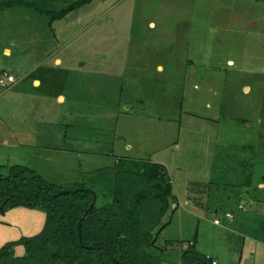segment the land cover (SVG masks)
Wrapping results in <instances>:
<instances>
[{"label": "rangeland", "instance_id": "1", "mask_svg": "<svg viewBox=\"0 0 264 264\" xmlns=\"http://www.w3.org/2000/svg\"><path fill=\"white\" fill-rule=\"evenodd\" d=\"M48 23L32 9L0 10V77L21 82L33 72L43 79L37 90L67 97V114L54 99L42 105L30 80L16 99L38 97L39 111L52 110L42 117L63 112L69 125L56 126L57 150H46L43 127L21 125L23 105L0 110V142L14 135L7 126L39 135L31 160L24 148L0 146V174L27 164L57 194L89 189L100 207L112 202L118 159L161 164L176 199L144 251L152 260L134 264H183L185 249L219 264H264V245L253 238L264 223V2L93 0ZM11 95L0 86L3 106ZM58 195L76 204L88 198ZM9 209L0 222L17 227L21 217ZM94 231L98 237L106 229Z\"/></svg>", "mask_w": 264, "mask_h": 264}, {"label": "trees", "instance_id": "2", "mask_svg": "<svg viewBox=\"0 0 264 264\" xmlns=\"http://www.w3.org/2000/svg\"><path fill=\"white\" fill-rule=\"evenodd\" d=\"M92 1L72 0L58 8L59 0H0V10L32 9L46 16L51 26ZM115 174L112 202L89 207L91 190L66 193L88 197L84 203H70L58 198L53 184L33 170L9 166L7 174H0V213L17 206L38 207L45 212V222L40 234L4 244L0 248V264H134L135 259L152 260L144 251L154 245L153 230L175 201L172 180L161 164L122 158L116 162ZM259 227V234L255 230L253 237L264 243V223ZM94 228H105L106 232L96 237L98 231ZM84 249L98 250L92 254ZM184 261L201 264L190 252L185 253Z\"/></svg>", "mask_w": 264, "mask_h": 264}, {"label": "crops", "instance_id": "3", "mask_svg": "<svg viewBox=\"0 0 264 264\" xmlns=\"http://www.w3.org/2000/svg\"><path fill=\"white\" fill-rule=\"evenodd\" d=\"M46 26H49V24H47ZM2 53L5 55H9L11 53V50H10V48L5 47V48H3ZM40 58H41V56H40ZM33 61L36 64L39 61V59L34 58ZM62 62L63 61L59 56H53V64L54 65L59 67L62 64ZM229 63H233V62L229 61ZM7 75H11V74L8 73ZM25 80L26 81L30 80V84L34 90L39 89L43 83V81H42L43 79L39 78L38 76H34L33 72H31V73L28 72L23 77L21 82L16 81L14 78V81L9 83V85L6 87L10 92L12 91L13 95H11L9 97L11 100L6 102V107L3 106L2 103H0V105L2 104V107H0V110L3 109L2 111H5L7 108L9 109V106H12V107L14 106L16 108L17 106L19 107V106L23 105V111L25 113L23 112L24 115H23L22 119L20 120L21 125L23 126V123H27V124L32 123L33 125L35 124L34 126L43 127V130L45 131L46 135H42L41 140H39V141H44L45 145L39 146V147L46 149V150H48V149L57 150V148L54 147L55 142H56V139H54L55 138V132H56V126L67 127L69 125L67 123L62 122V118H64V115L67 114V107L70 106L69 103L67 102V97L61 92H59L57 94H51L50 96H46L44 94V93H46L45 91H43L44 92L43 93L40 90H37V92H36L37 96L39 93H42L41 97H39V98H41L42 105L43 104H49L48 106H50L51 103H49L50 102L49 100L54 99L55 105L59 106L60 110L65 109V114H63V112L57 113L55 111V113L51 116V118L46 119V117H42V116L43 115L46 116L45 113L48 114L52 110L50 111V109H48V110L46 109L47 110V112H46L45 109L41 108V110L39 111V108H36V106H35L36 105L35 102H38V97H35V100H34L33 95L27 94V96H26V94H25L24 99L17 100L16 96H14L16 93H19V95H22L21 90L24 87V81ZM243 89L245 91H247L248 86H244ZM3 103H5V102H3ZM35 112L37 113V115H38V113L41 115V116L37 117L38 118L37 120L40 122V124H38V125H37L36 120H35V123L32 122V119L35 117L34 115H36ZM56 113H57V115H56ZM11 115L14 116L15 114L12 113ZM21 125L19 126V128H21V129L18 131H14V132H11L12 130L10 129L9 126H7L5 134H7V133L12 134L13 133L14 135H12V139H9V140L7 139V141H1L0 146L4 148V151H5L6 147H8V148H11V147L24 148V149L28 150V152H30L29 154L31 155V157L29 156L30 159H28V160H31L32 157H35L34 151L38 148V146H35V145L37 144L39 135L37 134L34 136L33 134H30V133L27 135L25 133V131L22 129ZM52 126H53V128H52ZM54 128H55V130H53ZM16 132L18 133L17 135L15 134ZM65 134H66V132H65ZM64 139H66V135H64ZM126 148L130 149V145L127 144ZM23 159H25V157H23ZM17 165L24 166V167L31 169L30 165L28 166L27 164L24 165V164L18 163ZM11 166H13V165H11ZM13 211H15L21 217L20 220H18V226H17L19 230L16 229L17 227L13 226V223L0 222V242L1 243L7 242V240H11L14 238L18 240L19 238H23L24 236L26 238L33 237V236H35V235H33V233H35L34 228L37 227L36 225H39V224L41 225L42 223L45 222V213L42 210L30 208L27 206H17L15 208L14 207L10 208L9 210H7L6 213L10 214V213H13ZM11 218H12V216H11ZM231 219H233V216ZM220 224L221 223L216 224V225H220ZM253 238L255 239V237H253ZM255 240L258 241L257 239H255ZM258 242L262 243L264 245L263 242H261V241H258ZM213 260H216L218 262V260L216 258Z\"/></svg>", "mask_w": 264, "mask_h": 264}, {"label": "water", "instance_id": "4", "mask_svg": "<svg viewBox=\"0 0 264 264\" xmlns=\"http://www.w3.org/2000/svg\"><path fill=\"white\" fill-rule=\"evenodd\" d=\"M66 193H69L68 191H60V192H58V194H66ZM70 193H72V192H70ZM91 193H92V202H91V204L89 205V207H91L94 203H95V200H96V194L94 193V192H92L91 191ZM1 208V207H0ZM87 211H85V213H86ZM80 225H81V220H79L78 221V225H77V229H78V237H79V240H80ZM187 252H190V253H192L198 260H200L201 262H203V263H206V264H210V262H208L207 260H206V258H204L203 256H198V255H196V252L194 251V250H190V249H185L183 252H182V254H181V261H182V263L183 264H186V262L184 261V255H185V253H187ZM117 262V261H116Z\"/></svg>", "mask_w": 264, "mask_h": 264}, {"label": "built area", "instance_id": "5", "mask_svg": "<svg viewBox=\"0 0 264 264\" xmlns=\"http://www.w3.org/2000/svg\"><path fill=\"white\" fill-rule=\"evenodd\" d=\"M13 81H14L13 76H11V75H6V76L0 78V86H1V87H7V86L9 85V83H11V82H13ZM226 217H227L228 219H231V218H232V215L228 213V214L226 215ZM213 223H214V224H219L220 221H219L218 219H214V220H213ZM210 263H211V264H219L216 260H211Z\"/></svg>", "mask_w": 264, "mask_h": 264}, {"label": "flooded vegetation", "instance_id": "6", "mask_svg": "<svg viewBox=\"0 0 264 264\" xmlns=\"http://www.w3.org/2000/svg\"><path fill=\"white\" fill-rule=\"evenodd\" d=\"M196 252V251H195ZM196 255H198L199 256V254L196 252ZM200 256H202V255H200ZM196 258V257H195ZM204 258H206V257H204ZM197 259V258H196ZM198 260V259H197ZM206 260L208 261V262H210V259H208V258H206ZM201 264H206V263H203V262H201L200 260H198ZM211 264V263H210Z\"/></svg>", "mask_w": 264, "mask_h": 264}, {"label": "clouds", "instance_id": "7", "mask_svg": "<svg viewBox=\"0 0 264 264\" xmlns=\"http://www.w3.org/2000/svg\"><path fill=\"white\" fill-rule=\"evenodd\" d=\"M210 261H211V259H210Z\"/></svg>", "mask_w": 264, "mask_h": 264}]
</instances>
